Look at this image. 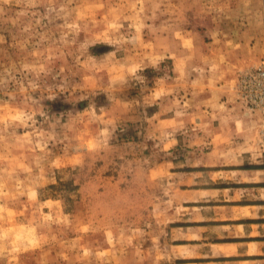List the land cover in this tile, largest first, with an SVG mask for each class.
Segmentation results:
<instances>
[{"label":"rangeland","instance_id":"rangeland-1","mask_svg":"<svg viewBox=\"0 0 264 264\" xmlns=\"http://www.w3.org/2000/svg\"><path fill=\"white\" fill-rule=\"evenodd\" d=\"M260 65L264 0H0V264H264Z\"/></svg>","mask_w":264,"mask_h":264},{"label":"built area","instance_id":"built-area-1","mask_svg":"<svg viewBox=\"0 0 264 264\" xmlns=\"http://www.w3.org/2000/svg\"><path fill=\"white\" fill-rule=\"evenodd\" d=\"M239 93L249 110H259L264 113V65L245 72Z\"/></svg>","mask_w":264,"mask_h":264},{"label":"crops","instance_id":"crops-1","mask_svg":"<svg viewBox=\"0 0 264 264\" xmlns=\"http://www.w3.org/2000/svg\"><path fill=\"white\" fill-rule=\"evenodd\" d=\"M228 121L230 122L229 125L226 127V133L228 135H234L236 134L237 132H241L244 133L246 132V126L248 124H245L244 121L240 122L238 120H236V118H238V115H232V112L230 111V114L228 113ZM236 117V118H235ZM240 122V124L238 125V123ZM236 124V125H234ZM236 126V127H235ZM239 135V134H238Z\"/></svg>","mask_w":264,"mask_h":264}]
</instances>
